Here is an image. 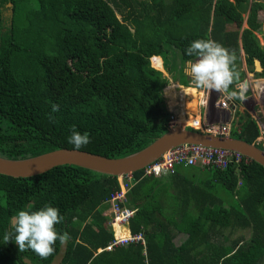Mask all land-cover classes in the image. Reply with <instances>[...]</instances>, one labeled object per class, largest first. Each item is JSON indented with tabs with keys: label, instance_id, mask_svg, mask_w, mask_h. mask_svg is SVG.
<instances>
[{
	"label": "trees",
	"instance_id": "1",
	"mask_svg": "<svg viewBox=\"0 0 264 264\" xmlns=\"http://www.w3.org/2000/svg\"><path fill=\"white\" fill-rule=\"evenodd\" d=\"M261 13L264 3L250 0H0V157L75 149L67 143L73 127L89 136L78 150L119 158L143 149L167 131V107L178 106L179 93H195L174 85L167 107L162 93L168 77L161 65L190 86L183 67L192 41L210 39L234 54L239 75L230 91H240L235 85L245 68L254 72L255 59L262 67L255 75L264 78ZM185 105L191 113L193 103ZM237 122L229 135L264 149L256 120L244 114ZM133 178L127 206L135 212L127 226L143 233L149 264H264L259 163L177 167L159 178L138 170ZM117 188L116 176L76 165L31 177L0 174V237L19 210L45 204L59 209L63 220L55 227L68 234L46 258L9 241L0 245V264H52L62 245L56 264H145L138 243L97 251L113 235L104 210ZM180 232L187 237L175 246Z\"/></svg>",
	"mask_w": 264,
	"mask_h": 264
},
{
	"label": "clouds",
	"instance_id": "2",
	"mask_svg": "<svg viewBox=\"0 0 264 264\" xmlns=\"http://www.w3.org/2000/svg\"><path fill=\"white\" fill-rule=\"evenodd\" d=\"M184 55L191 59L184 62L183 72L197 87L222 92L229 99L245 98L243 85L239 94L230 91L229 86L239 75L235 70V56L219 43L210 39L194 40L185 48ZM57 110L58 106L52 105V111ZM88 142V134H81L75 127L67 137V143L75 149ZM62 220L59 209L49 204L36 210H19L10 221V229L0 237V245L12 241L18 246V251L30 249L41 258H46L54 251L56 241L64 244L68 239L67 233L58 232L55 227Z\"/></svg>",
	"mask_w": 264,
	"mask_h": 264
},
{
	"label": "water",
	"instance_id": "3",
	"mask_svg": "<svg viewBox=\"0 0 264 264\" xmlns=\"http://www.w3.org/2000/svg\"><path fill=\"white\" fill-rule=\"evenodd\" d=\"M6 6L9 7L7 13L11 17V3ZM254 70H262L258 59L254 60ZM185 143L235 150L264 167V149L259 148L256 143H247L230 135L207 133L194 128L191 130L183 124H175L143 149L123 157L108 158L84 150L60 148L23 159L0 157V174L31 177L59 165H76L101 174L119 176L138 171L167 150Z\"/></svg>",
	"mask_w": 264,
	"mask_h": 264
},
{
	"label": "built area",
	"instance_id": "4",
	"mask_svg": "<svg viewBox=\"0 0 264 264\" xmlns=\"http://www.w3.org/2000/svg\"><path fill=\"white\" fill-rule=\"evenodd\" d=\"M209 95L207 93L206 97ZM215 103L221 108H228L231 103L228 98L220 96ZM179 124L176 122L174 113H170L168 120V128ZM197 124V125H196ZM197 130H206L207 133L229 135L230 123H207L197 119L194 125H188ZM198 126V127H196ZM251 159L244 154L235 151L217 147H209L201 144L185 143L179 144L161 155L155 161L141 168L142 177H166L173 175L177 167L199 166L200 168H219L225 169L230 164L240 165L247 164ZM118 188L113 190L108 199L105 201L109 205L111 216L108 220V225L113 232L112 238L106 243L103 248L97 249L100 251H111L118 247H125L129 244H141L143 246L142 253L144 255V263L149 264L145 252V238L141 231L137 233L127 232L126 235L120 236L116 233V226L127 225L129 219L133 216L135 209L127 206V194L134 184L133 173L116 176ZM105 214V213H104ZM106 215V214H105Z\"/></svg>",
	"mask_w": 264,
	"mask_h": 264
},
{
	"label": "rangeland",
	"instance_id": "5",
	"mask_svg": "<svg viewBox=\"0 0 264 264\" xmlns=\"http://www.w3.org/2000/svg\"><path fill=\"white\" fill-rule=\"evenodd\" d=\"M250 1L251 2L252 1H260V2L264 3V0H250ZM261 17L262 18L264 17L263 13H261ZM256 35H257V38L259 40V43L261 45H264V26L261 28V31L256 33ZM150 64H152L151 59H150ZM241 65H242V67L245 68L243 57H242ZM253 67H254V65H253ZM245 72H246V75H245L244 79L240 83L235 85L237 88H240V90H241V86L242 85L244 86L243 95L245 98L243 100L240 99L238 103L232 102V100H228L229 103H231V104L233 103L232 106H234V107H231L229 105V109L225 108L226 111L229 112L227 122L230 123V127L231 126L237 127L238 126L237 121H238V118L240 116H242L244 114L250 115L251 117H253L256 120V122L258 123L259 129H260V136H258V138L256 139V142H259L262 146H264V78H261V77H258L255 75V73L259 72L258 70H254V72L251 73L250 71L246 70V68H245ZM164 75L167 76L165 73H164ZM167 77L169 79V77H171V76H167ZM188 78H190V77H188ZM174 80H179V78L178 77L173 78V81ZM190 80L192 83H194L191 78H190ZM176 84H177V81L174 82V85H176ZM171 87H172V84L168 82V84L162 89L163 97L165 99V104L167 106H168V104H167L166 90H168ZM177 89L178 88H176V90ZM239 93H240V91L238 92V94ZM172 109H173V107H172ZM174 109L176 111L180 110L178 106L174 107ZM200 109L202 111V108H200ZM178 113H179L178 115H181L183 117H179L178 121L176 119L177 123H182L185 126L194 125V123H191L187 120L191 113L188 112L189 116H187L186 111H181ZM223 114H224V112L219 111L218 113H216L215 116H213V115L209 116L208 118H206V120L210 122L214 118V121H216V123L220 124V123H222L220 121V118L223 116ZM216 118H219V119H216ZM185 119L187 120L186 122L182 121ZM188 127H190V126H188ZM196 127H198V126H196ZM201 131H203V130H201ZM205 131L206 130L204 129V132ZM63 249H64V245H62L60 253L58 255H56V257L54 258V262L52 264H56L59 261Z\"/></svg>",
	"mask_w": 264,
	"mask_h": 264
},
{
	"label": "crops",
	"instance_id": "6",
	"mask_svg": "<svg viewBox=\"0 0 264 264\" xmlns=\"http://www.w3.org/2000/svg\"><path fill=\"white\" fill-rule=\"evenodd\" d=\"M159 57V56H158ZM160 58V57H159ZM161 60V64H162V59L160 58ZM245 66V64H244ZM161 71L163 73L164 70H163V65H161ZM166 74V73H165ZM167 76H170L168 74H166ZM169 83L172 84V86H174V82L177 81V84L175 85L174 88H178V89H181V90H184L185 91V88H193L195 90V93L194 95H189L186 91V93L184 92H180L179 93V96L176 97L177 99V104H178V107L180 110L178 111H184L186 109V105L185 104H192L193 105L191 106L192 108V112L190 115H192L194 118H198L199 120H202V121H206L207 123H216V121H214V118L212 121H207L206 118H208L209 116H215L216 113H218L219 111H222L224 112L223 116L220 118V121L222 123H225L228 121V114L229 112L226 111V109L224 108H221L219 105H217L215 103L216 100H219L220 99V96H225L227 97L224 93L222 92H216V91H210L208 89H204V88H200V87H197L194 83L190 82V86H183V85H180L178 83V80H174L169 77L168 79ZM207 93H209V95L206 97ZM228 100H232V102H234V98L233 99H228ZM167 107V105H166ZM202 108V111L201 109ZM168 111L169 112H173L174 115H176V119H178V111H176L174 108H168ZM187 113V116H189V113ZM216 119H219V118H216ZM178 121V120H177ZM264 147V146H263ZM181 174H185L186 172L188 171H180ZM175 190V188H173V191ZM107 206V205H106ZM105 206V207H106ZM104 213L108 216V218L111 216V212H110V208L107 207V209L104 210ZM118 227H123V230L125 231H130L128 226L127 225H123V226H118ZM187 235L184 234V233H175L174 234V237L172 239V242L175 246H179L182 242H184V240L186 239Z\"/></svg>",
	"mask_w": 264,
	"mask_h": 264
},
{
	"label": "bare ground",
	"instance_id": "7",
	"mask_svg": "<svg viewBox=\"0 0 264 264\" xmlns=\"http://www.w3.org/2000/svg\"><path fill=\"white\" fill-rule=\"evenodd\" d=\"M11 19V18H10ZM177 120H179V117H178V119ZM189 122H191V123H194V121H197V118L195 117H193L192 115H190L189 116V118L187 119ZM186 119L185 120H182V121H184V122H186L187 121ZM114 226V225H113ZM117 233V235H120V236H123V235H126V234H121V233H119V232H116Z\"/></svg>",
	"mask_w": 264,
	"mask_h": 264
},
{
	"label": "flooded vegetation",
	"instance_id": "8",
	"mask_svg": "<svg viewBox=\"0 0 264 264\" xmlns=\"http://www.w3.org/2000/svg\"><path fill=\"white\" fill-rule=\"evenodd\" d=\"M179 124H182V123H179ZM186 127H188V126H186Z\"/></svg>",
	"mask_w": 264,
	"mask_h": 264
}]
</instances>
